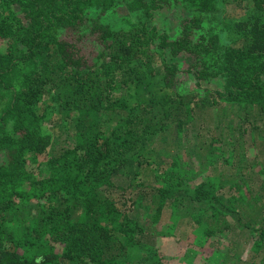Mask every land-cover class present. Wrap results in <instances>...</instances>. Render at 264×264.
<instances>
[{
  "label": "trees",
  "instance_id": "obj_1",
  "mask_svg": "<svg viewBox=\"0 0 264 264\" xmlns=\"http://www.w3.org/2000/svg\"><path fill=\"white\" fill-rule=\"evenodd\" d=\"M146 235L264 264V0H0V264H163Z\"/></svg>",
  "mask_w": 264,
  "mask_h": 264
},
{
  "label": "rangeland",
  "instance_id": "obj_2",
  "mask_svg": "<svg viewBox=\"0 0 264 264\" xmlns=\"http://www.w3.org/2000/svg\"><path fill=\"white\" fill-rule=\"evenodd\" d=\"M168 11L161 15V17L154 21L161 31L167 32L172 37H176L179 33V26L182 19L189 18L192 13L180 4H171ZM244 15V12L236 10L233 6L225 5L222 7L217 20H207L205 22L206 28H211L220 36V40L223 45H228L230 39L233 37L231 32L234 28V23L240 17ZM135 15L127 11L126 3H120L115 13L105 14L99 16L100 20L104 23L110 24L114 29L128 28L130 22H134ZM188 55H184L179 59V62L184 66L191 62ZM193 83V82H189ZM193 84H190L191 87ZM139 218H143V215H139ZM183 237V236H182ZM184 238V237H183ZM187 237L184 240H175L172 238H159L146 235L142 238V246L149 247L158 252L159 257L163 264H223L224 259H220L221 255H224L228 251L229 242L224 240L213 239L209 243V246L194 251L188 247ZM142 247V248H143ZM249 244L245 246L241 253L242 258L247 259L249 256ZM137 258L144 255L143 252L136 253ZM135 255V256H136ZM219 259V260H218Z\"/></svg>",
  "mask_w": 264,
  "mask_h": 264
}]
</instances>
